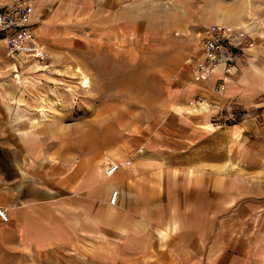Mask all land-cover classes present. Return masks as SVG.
<instances>
[{
	"label": "crops",
	"instance_id": "crops-1",
	"mask_svg": "<svg viewBox=\"0 0 264 264\" xmlns=\"http://www.w3.org/2000/svg\"><path fill=\"white\" fill-rule=\"evenodd\" d=\"M38 3L34 31L52 37L62 27L68 34L75 5L59 2L45 16ZM56 18L61 23H48ZM260 36L257 51L245 48L249 53L243 52L219 92L213 87L221 67L177 91L180 101L193 98L206 105L195 119L200 125L182 118L171 144L123 152L124 162H115L120 167L110 177L104 161L99 171L100 162L50 163L43 159L50 146L20 132L25 123H39L16 111L20 98L5 89L1 73L10 72L22 85L26 73L42 68L12 69L0 40V114L9 110L11 125L25 138L4 167L28 166L30 172L28 187H0V207L8 215L7 222L0 221V255L20 263H52L64 256L84 258L86 264H145L154 256L172 264L264 262L263 29ZM113 191L118 192L114 206ZM241 227L249 239L232 235Z\"/></svg>",
	"mask_w": 264,
	"mask_h": 264
},
{
	"label": "rangeland",
	"instance_id": "rangeland-1",
	"mask_svg": "<svg viewBox=\"0 0 264 264\" xmlns=\"http://www.w3.org/2000/svg\"><path fill=\"white\" fill-rule=\"evenodd\" d=\"M37 1L45 16L59 2L75 5L68 34L62 27L52 37L35 32L48 67L38 64L42 70L26 73L22 85L13 82L10 72L1 73L3 85L20 98L16 111L38 121L37 126L21 125L20 132L50 146L43 159L69 167L100 162L98 171L103 161L123 163V152L130 155L132 149L161 141L171 144L182 118L197 120L206 111L202 100L180 101L177 91L198 83L191 71L202 54L204 32L220 28L213 16L217 10L253 27L242 30L241 38L240 32L230 38L244 53L257 51L264 30V0ZM57 21L61 23L59 18L48 23ZM28 65L38 68L27 62L19 70ZM21 133L11 125L9 110L0 114V187L15 190L30 184L28 166L4 167L11 151L25 144ZM232 235L250 238L243 227ZM53 261L20 263L0 255V264H86L84 258L70 256ZM167 261L154 256L145 264H172Z\"/></svg>",
	"mask_w": 264,
	"mask_h": 264
},
{
	"label": "built area",
	"instance_id": "built-area-1",
	"mask_svg": "<svg viewBox=\"0 0 264 264\" xmlns=\"http://www.w3.org/2000/svg\"><path fill=\"white\" fill-rule=\"evenodd\" d=\"M37 0H0V40L4 42L6 55L10 61L19 66L27 62H34L48 67V56L45 48L35 35L32 15ZM223 29L212 27L204 32L201 42V56L194 63L191 75L196 82L208 79L215 74L217 67H221L219 77L213 87L219 92L225 76L236 73L238 65L242 63L243 51L235 46ZM16 66V65H15ZM140 150V149H139ZM120 164L108 162L104 167L106 177L112 176ZM118 192L113 191L109 204L117 202ZM8 215L0 207V221L7 222Z\"/></svg>",
	"mask_w": 264,
	"mask_h": 264
},
{
	"label": "bare ground",
	"instance_id": "bare-ground-1",
	"mask_svg": "<svg viewBox=\"0 0 264 264\" xmlns=\"http://www.w3.org/2000/svg\"><path fill=\"white\" fill-rule=\"evenodd\" d=\"M215 17V19L217 20V24H219L220 26V29H223L224 32L226 31L227 32V35H229V37H233V38H237V35L238 33L240 32V38L243 37V34L244 33L242 30H247L250 28H253L251 26H247L245 25L244 23L242 24V21L239 20V21H234L233 20V14H228L226 13L225 11L219 9L215 12V14L213 15ZM238 22L239 24L241 25H238ZM255 24H253L254 26ZM248 28V29H247ZM261 32V30H260ZM239 37V36H238ZM38 65V64H37ZM42 68V67H40ZM43 69H46V67H44ZM40 115L42 117H44V113L42 111H40ZM197 112V110H196Z\"/></svg>",
	"mask_w": 264,
	"mask_h": 264
}]
</instances>
